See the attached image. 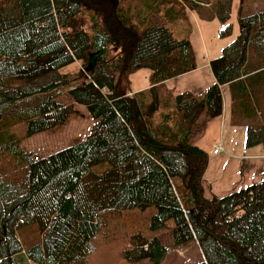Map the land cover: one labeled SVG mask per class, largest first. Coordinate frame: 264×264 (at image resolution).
<instances>
[{
  "label": "trees",
  "instance_id": "obj_1",
  "mask_svg": "<svg viewBox=\"0 0 264 264\" xmlns=\"http://www.w3.org/2000/svg\"><path fill=\"white\" fill-rule=\"evenodd\" d=\"M249 1L240 2L237 38L211 61L216 81L200 96H175V118L158 116L162 85L197 60L191 40L168 23L190 9L218 19L229 37L234 0H0V264H92L96 239H107L125 211L149 207L157 210L152 230L174 220L175 245L198 242L196 264H264V178L206 198L208 155L191 142L203 113H223L229 84L247 146L264 145V8L249 12ZM100 50L93 72L73 73ZM142 68L151 87L132 96L130 76ZM74 103L95 120L86 140L42 157L11 133L23 123L27 136L53 130ZM32 225L42 240L25 248L18 232ZM124 237V264L166 259L159 237Z\"/></svg>",
  "mask_w": 264,
  "mask_h": 264
},
{
  "label": "crops",
  "instance_id": "obj_2",
  "mask_svg": "<svg viewBox=\"0 0 264 264\" xmlns=\"http://www.w3.org/2000/svg\"><path fill=\"white\" fill-rule=\"evenodd\" d=\"M240 2L241 0H234L232 22L234 16H237ZM186 18L190 25L188 33L175 35L191 40L197 68L163 83L162 89L168 93L167 98L163 99L170 106L166 104L161 114L175 110V96L184 92L200 96L216 81L211 61L221 56L224 48L240 33V26L237 24L231 36L222 38V25L218 19H201L196 11L190 9ZM150 76L151 70L148 68L132 73V92L137 94L148 90L151 87ZM221 90L224 98L223 113L215 118H206L202 129L191 135V142L208 155V164L201 184L204 196L209 199L234 193L264 178V145L247 146V126L233 121L231 85L225 84ZM218 146L222 149L216 153Z\"/></svg>",
  "mask_w": 264,
  "mask_h": 264
},
{
  "label": "rangeland",
  "instance_id": "obj_3",
  "mask_svg": "<svg viewBox=\"0 0 264 264\" xmlns=\"http://www.w3.org/2000/svg\"><path fill=\"white\" fill-rule=\"evenodd\" d=\"M261 8H264V0H250L245 10L254 12ZM187 12H189V9H187ZM237 24V16H234L233 26ZM168 26L177 35L182 33L186 34L190 29L187 18L169 22ZM85 68L86 67H83L79 62L72 68V70L76 76H80L81 72L85 74L89 73L86 72ZM160 92L162 96V109H165L166 104L170 106L163 99V97L167 98L168 93L166 91H163V89H161ZM134 94L135 93L133 92L130 93V95L132 96ZM60 100L70 104L73 102L71 98L65 96L61 97ZM73 107L75 108L69 120L65 124L60 125L53 130H47L37 133L33 136H27V124L23 123L11 128V133L17 135L21 139L20 146L25 151H33L34 153L39 154L42 157L49 156L52 153H56L62 149L76 144L80 140H86L91 133L92 127L95 123L94 118L91 117L85 106L74 103ZM168 113H172L173 117L175 118H180L179 113L175 110ZM160 114L161 113H159L158 116ZM206 118L207 116L205 113H203L201 117L198 118L197 124L194 128V132H199L202 129L203 123L205 125ZM97 168L98 167L96 166L95 170H98ZM105 168V166H102L99 168V170L104 171ZM156 211L157 210L155 207H149L146 210L136 208L125 211L124 216H121L122 223L118 224V226H114V229L109 230V237L107 239L101 240L102 235H100V237L96 239V242L94 243V252L89 259L90 263L113 264L112 262L116 261V264H124L123 260H119L118 256L123 248L129 247V241L124 236L128 235L133 230L142 231L143 235L149 239L155 236L161 239L166 248H168V254L162 264H196L202 261L203 254L196 240L190 241L189 243L180 246L174 244V220H169L167 222V225L160 230L151 229V219ZM37 228L38 225H32L30 227L21 229L18 232L19 236L22 239V244L25 248H28L30 245L42 240V237ZM130 264L153 263L149 260H143L137 263Z\"/></svg>",
  "mask_w": 264,
  "mask_h": 264
},
{
  "label": "water",
  "instance_id": "obj_4",
  "mask_svg": "<svg viewBox=\"0 0 264 264\" xmlns=\"http://www.w3.org/2000/svg\"><path fill=\"white\" fill-rule=\"evenodd\" d=\"M102 53L103 50L91 53L88 60V65L85 68L86 72H93L95 70L97 61L99 57L102 55Z\"/></svg>",
  "mask_w": 264,
  "mask_h": 264
},
{
  "label": "built area",
  "instance_id": "obj_5",
  "mask_svg": "<svg viewBox=\"0 0 264 264\" xmlns=\"http://www.w3.org/2000/svg\"><path fill=\"white\" fill-rule=\"evenodd\" d=\"M221 149H222V147H221V146H218V147L215 149V152L218 153Z\"/></svg>",
  "mask_w": 264,
  "mask_h": 264
}]
</instances>
